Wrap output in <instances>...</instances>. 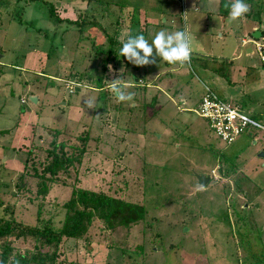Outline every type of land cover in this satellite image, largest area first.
<instances>
[{
  "label": "rangeland",
  "instance_id": "1",
  "mask_svg": "<svg viewBox=\"0 0 264 264\" xmlns=\"http://www.w3.org/2000/svg\"><path fill=\"white\" fill-rule=\"evenodd\" d=\"M8 2L15 6L9 13L14 15L10 19L16 36L2 44L0 33V44L16 55L9 66H0L7 79L0 85V216L32 226L50 220L59 229L64 203L74 187L82 188L141 207L144 219L128 229L110 230L94 218L84 239L59 245L58 264H264V130L249 128L222 142L194 110L199 105L191 108L206 89L224 97L217 80L228 81L234 88L228 91L230 99L222 100L241 106L264 127V39L251 41V55L243 47L237 49L234 53L242 55L238 61L220 57L228 55L224 43L226 48L238 47L242 37H252L253 27L264 30V0H244L250 11L236 21L224 18L233 0L222 5L220 0H98L87 11L76 10V16L71 9L79 8V0ZM206 3L209 21L197 13ZM220 6L219 17L227 20V27L212 33ZM188 15L198 16L195 29L204 32L193 36L184 27L194 48L191 62L142 66L157 87L145 82L136 87L132 64L117 57L125 35L140 34L131 23L143 26L145 16L151 17L155 29L143 28L151 43L160 30L181 31ZM70 19L82 24L81 30L66 21ZM93 21L99 28L92 27ZM101 28L116 34V47L110 46L117 50L113 56L97 53L109 48V35ZM167 68L172 83L164 74ZM177 76L182 85L176 84L181 83ZM117 77L120 84L130 85L132 101L119 102L111 91ZM176 90L188 94L187 104L175 106L166 98ZM85 100H95V110L88 109ZM183 107L193 110L179 112ZM54 137L81 161L48 177V194L41 198L40 179L32 175L47 163ZM198 176L209 181L201 186ZM3 245L0 241V264H16L33 251L34 243L13 241L5 261ZM54 249L52 245L40 251Z\"/></svg>",
  "mask_w": 264,
  "mask_h": 264
},
{
  "label": "trees",
  "instance_id": "2",
  "mask_svg": "<svg viewBox=\"0 0 264 264\" xmlns=\"http://www.w3.org/2000/svg\"><path fill=\"white\" fill-rule=\"evenodd\" d=\"M220 3L221 5L224 4V0H221ZM52 12L53 10L50 13ZM66 21H68L69 24L78 25L77 20L73 19ZM81 25L82 24L78 25L79 30H81ZM92 27L99 28L96 21H93ZM102 30L105 35L108 34L106 28H103ZM139 32L141 34L143 29ZM114 35L115 36L109 35L106 39V43H108L109 46L108 51L101 48L97 50V53L101 52L100 54L113 56L111 52L113 51L114 53L117 51L116 48L111 49L112 46L116 47L117 37L115 33ZM137 35H139V33H137ZM129 37L130 36H126L125 41H127ZM77 41L80 44V39H77ZM75 48L80 49V45H77ZM119 55H121L120 51L117 54V57ZM126 63L129 64L127 60ZM105 66L107 67V64ZM105 66H102L103 71L106 69ZM126 67L131 68L127 65ZM136 67L138 69L143 68L142 66L132 64V71L138 70ZM127 71H129V69H127ZM235 106L241 110V106L237 104ZM55 140L57 141V138L54 137L51 142L52 148L47 150L46 157L48 161L44 168L39 172L35 170L32 175L35 178L40 179V182L37 185V194H39L41 198L46 197L48 194L49 184L47 182L51 181L48 177H57L59 171L65 173L74 163L78 164L81 161L79 154L78 156L68 155L62 143L57 144L55 143ZM23 171L27 173L25 167L23 168ZM18 189L21 190L22 186L19 185ZM63 207L65 209V216L59 229L53 228L50 220L41 223L42 226H32L29 224L25 225L14 218L6 219V217L0 216V241L4 242V252L2 253L3 261H5L6 255L9 252L8 250L11 249L10 245L13 241L30 239L34 243L33 251L29 254H24L18 259V261L14 260L16 261V264H58L57 260L60 255V252L58 251L59 245L65 240L78 241L84 239L94 218L100 219L104 226L110 230H114L118 227L128 229L131 224H135L144 219V211L141 207L124 202L121 199L107 196L103 193H97L82 188L74 187L71 191L70 198L64 203ZM37 217L40 219L39 212L37 213ZM52 245L55 246L53 251L47 253L40 251L43 247H52Z\"/></svg>",
  "mask_w": 264,
  "mask_h": 264
},
{
  "label": "crops",
  "instance_id": "3",
  "mask_svg": "<svg viewBox=\"0 0 264 264\" xmlns=\"http://www.w3.org/2000/svg\"><path fill=\"white\" fill-rule=\"evenodd\" d=\"M11 1V0H10ZM80 1V6H79V8H77V9H74L73 7H72V9H71V11H73L74 12V14H75V12H77V11H87L88 9H89V6L91 5V4H93V3H98V0H79ZM195 2V1H194ZM220 2H221V0H220ZM210 5V4H209ZM209 5L206 3L204 6H202V9L200 10V9H198V12L197 13H199L198 14V16L199 15H204L205 16V20L206 19H208V21H209V18L207 17V16H209L210 15V12H209ZM220 5H221V3H220ZM12 7H15L14 5H11V6H9V2H8V0H0V33H2L3 35V43L2 44H5V43H9V42H13V36L15 37L16 36V33L13 35L12 33H13V27H14V25H12V20L10 19V18H14V15L12 16V13H9V11H11L13 8ZM196 5H194L192 2H191V7H190V9L191 10H193L194 12H196ZM77 10V11H76ZM220 11H221V6H220V9H219V11H217V12H214L216 15H218V17L219 16H221V17H223V15H221V13H220ZM75 16H76V14H75ZM198 16H189L188 15V17H187V19H186V21L185 22H187V25L185 26L184 25V23L181 21V31H184V27H186V29L188 28V29H190V31H191V33L193 34V36H196V35H198V37L199 36H201L204 32H199L198 30H196L195 28V24H196V26L198 25V20H199V18H197ZM227 17H229V15L228 14H226V16H224V18H227ZM244 17H246V16H244ZM241 19H245V18H241ZM3 20H8V23L7 24H5L4 23V21ZM71 20V19H70ZM153 19H151V17L149 18V17H147V16H145V24L143 25V26H141V24L139 23V24H136L135 22L132 24L131 23V25L130 26H132V27H136V30L138 31H142V29L144 28V27H149L150 28V30H151V28H154L155 29V25H156V22L155 21H152ZM23 21V20H22ZM226 21L227 20H223V19H221L220 17H219V21H213V23H212V25H211V28H212V30H210L212 33L215 31L216 33H217V31H225L226 30V27H227V25H226ZM163 24H166V23H163ZM158 26H163V25H160V24H158ZM263 29V27H261V28H257L256 26L255 27H253V29H251V33H252V37H250V38H246V37H242L241 38V43H240V46H238V47H234V46H229V48H226V44L227 43H224V45H223V49L227 52V54L228 55H223V54H220V57H223V58H226V59H230V60H234V61H238V60H240L241 58H242V55H241V53H234V52H237V49H239V48H241V47H243L244 49H246V54L247 55H251L253 52H255V50H254V47H253V45H252V43L254 42V40H258V38H261V39H264V30H262ZM214 30V31H213ZM147 29H143V32L141 33V34H143L144 35V37L146 36L147 37ZM132 33V32H131ZM172 33V32H171ZM205 34H209L208 32H205ZM13 35V36H12ZM209 35H211V34H209ZM126 36H128V35H125V37ZM130 36H136L135 35V33L133 32ZM198 37H195V39H197ZM224 38V33H220V39H223ZM252 39V40H251ZM245 40H248L249 41V43L248 44H246V43H244L243 41H245ZM251 41H253V42H251ZM2 44H0V53H3V55L1 54V56H0V66H4L9 60H12V59H14L15 58V53L13 52V51H9L10 49H9V47H7L6 45H2ZM200 45V42H195V46L196 47H198ZM193 50H194V48H192ZM193 50H192V54H194V52H193ZM230 53H233L234 54V57H230ZM5 55H8V56H5ZM9 55H10V57H9ZM198 55V54H197ZM11 56H13V58H11ZM23 56H24V54H23ZM4 59V60H3ZM6 59H8L7 61H6ZM4 61V62H3ZM161 61H163V62H165L163 59H160V58H157V62L156 63H159V62H161ZM249 61V60H248ZM246 62L245 63V65L247 64V63H249V62ZM155 63V64H156ZM8 64V65H7ZM6 65L7 66H9V63H7ZM15 64V63H14ZM18 62H16V65L18 66ZM154 64H151V65H148L149 67L148 68H151L152 66H153ZM264 65V64H263ZM7 66H5L6 68H7ZM250 66H252V65H250ZM20 68H22V66H19ZM23 70H24V68H22ZM7 70V69H6ZM127 70V68H125V71ZM165 73L164 74H166L168 77H169V81L172 83V78H171V74L170 73H172V71H170V69L169 68H167V69H165ZM2 72V74H1V81H0V85L3 87V85L4 84H6V78L4 77V75L5 74H3V71H0V73ZM132 74H133V76L135 77V81H134V83H135V86L137 87L140 83H142V84H144L143 82H145L146 84L148 83V84H151V86H154V87H157V86H155V82L153 81V80H148L146 77H152L153 75H151L150 73H148V71H147V69L146 68H142V69H138V70H135V71H132ZM158 74V72H154V75H157ZM7 75V74H6ZM219 77H216V80L218 79ZM153 79H156V76H154L153 77ZM176 79H178L179 81H180V77L179 76H177L176 77ZM144 80V81H143ZM227 80V79H226ZM225 80V81H226ZM169 81H167V84L168 85H170V83H169ZM181 82V81H180ZM217 82L218 83H220L219 84V86L218 87H216V88H218L221 92H224L223 94H224V97H222L223 99L225 98V100H229L230 99V93L228 92L229 90H231V88H234L233 86H230L229 84H228V81H226V82H219L218 80H217ZM178 86L179 85H182L183 84V80H182V82L181 83H176ZM215 84H216V82H215ZM174 85V84H173ZM177 86V87H178ZM176 87V88H177ZM159 89H161V88H159ZM174 92V91H173ZM173 92H172V94H173ZM216 93V92H215ZM217 94V93H216ZM165 96H166V98L167 99H169V100H171V102H173L174 104H175V106H179V103L180 102H183V103H185V104H187L186 103V97L188 96V94L187 93H184V92H182L181 94H179V92L176 90V92L174 93V95H170V94H165ZM202 96L203 95H200L199 97H198V99H197V101L196 102H194L193 104H192V106H191V108H193L194 106H198L199 105V101L201 100V98H202ZM223 96V95H222ZM233 96V95H232ZM174 97H176L177 99V102H175V100L173 99ZM228 97V98H227ZM221 98V99H222ZM230 103V102H229ZM232 104V103H231ZM241 105V104H240ZM191 110H193V109H190V108H187V107H183V108H179V112H189V111H191ZM194 110H196V109H194ZM263 117V116H262Z\"/></svg>",
  "mask_w": 264,
  "mask_h": 264
},
{
  "label": "clouds",
  "instance_id": "4",
  "mask_svg": "<svg viewBox=\"0 0 264 264\" xmlns=\"http://www.w3.org/2000/svg\"><path fill=\"white\" fill-rule=\"evenodd\" d=\"M229 20L236 21L245 16L250 7L244 0H233L228 6ZM120 54L128 62L136 66H148L157 62V57L163 59L169 64H186L191 62V40L184 31H175L172 33L166 30H160L156 33L151 43L143 34L130 36L126 42H123ZM119 77L113 79L111 91L115 94L119 102L132 101L134 93L127 91L130 85L120 84ZM84 104L88 109L95 110V100H85Z\"/></svg>",
  "mask_w": 264,
  "mask_h": 264
},
{
  "label": "built area",
  "instance_id": "5",
  "mask_svg": "<svg viewBox=\"0 0 264 264\" xmlns=\"http://www.w3.org/2000/svg\"><path fill=\"white\" fill-rule=\"evenodd\" d=\"M243 42L247 43L246 41ZM255 47L257 46L255 45ZM257 50L260 51L261 47H257ZM196 111L222 142H231L249 128L264 130L263 126H260L253 118V120L249 118L237 106L211 94L208 89L201 98Z\"/></svg>",
  "mask_w": 264,
  "mask_h": 264
},
{
  "label": "water",
  "instance_id": "6",
  "mask_svg": "<svg viewBox=\"0 0 264 264\" xmlns=\"http://www.w3.org/2000/svg\"><path fill=\"white\" fill-rule=\"evenodd\" d=\"M79 89L77 88L76 91H78ZM198 179V182H199V185L201 186H204L208 181H209V177H201V176H198L197 177Z\"/></svg>",
  "mask_w": 264,
  "mask_h": 264
}]
</instances>
